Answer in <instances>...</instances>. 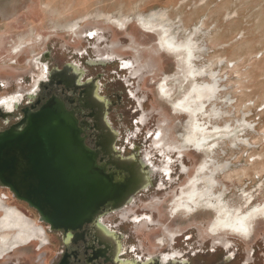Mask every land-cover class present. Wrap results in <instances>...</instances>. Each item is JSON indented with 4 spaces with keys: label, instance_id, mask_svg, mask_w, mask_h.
Wrapping results in <instances>:
<instances>
[{
    "label": "flooded vegetation",
    "instance_id": "obj_1",
    "mask_svg": "<svg viewBox=\"0 0 264 264\" xmlns=\"http://www.w3.org/2000/svg\"><path fill=\"white\" fill-rule=\"evenodd\" d=\"M28 1L0 0V24L24 12ZM89 19H78L71 31L41 35L34 52L26 40L1 46L0 133L25 127L30 113L57 100L74 115L86 145L124 196L81 228L50 230L40 223L44 238L17 248L2 242L0 264H264V215L250 222V235L214 233L216 210H205L207 201L186 197L199 204L192 215L175 201L180 191L190 192L209 152L204 140L201 151L188 141L189 118L171 100L177 94L173 79L186 77L175 75L178 54L162 47V32ZM164 82L170 96L162 91ZM0 192V213L15 208L41 227L27 214L38 220L37 211L1 182ZM35 241L32 257L25 249Z\"/></svg>",
    "mask_w": 264,
    "mask_h": 264
},
{
    "label": "rangeland",
    "instance_id": "obj_2",
    "mask_svg": "<svg viewBox=\"0 0 264 264\" xmlns=\"http://www.w3.org/2000/svg\"><path fill=\"white\" fill-rule=\"evenodd\" d=\"M163 9L169 12L172 21L182 16L188 30L205 20L206 27L213 32L208 36L209 43L212 37L220 35L221 40L209 44L210 49L202 53L201 62L213 60L212 68L221 69L219 75L228 86L222 93L233 100L227 107L221 102L231 115L225 118L234 129L240 127L241 122L246 128L231 140H224L215 152H207L206 158L213 157L215 163L234 167L229 173L217 176L227 185L220 196L225 205L245 203L241 198L244 191L256 194L255 202H261L264 200V0H29L24 12L16 13L8 22L0 24V50L2 45L14 39L20 41L14 48L26 40L31 42L30 50L34 52L41 35L56 34L59 32L56 31L57 24L74 23L80 18H92L86 21L91 24L122 26L117 21L121 17L125 20L123 26L133 22L140 26L139 15ZM135 23L132 30L138 31ZM183 31L181 37L187 33ZM156 32L161 35V31ZM184 54L179 53V58L176 55L179 59L176 58L177 68L181 69L180 73L178 70L175 73L176 77L187 75L188 62ZM227 96L225 99L229 100ZM223 122L224 119L218 121L219 124ZM252 144L256 146L253 150ZM4 213H0V220ZM27 214L40 224L33 213ZM205 216L211 215L206 213ZM40 238H44L43 235ZM45 238L48 239L47 232ZM37 242L39 245V241H35L25 249L32 257L36 254L34 245Z\"/></svg>",
    "mask_w": 264,
    "mask_h": 264
},
{
    "label": "bare ground",
    "instance_id": "obj_3",
    "mask_svg": "<svg viewBox=\"0 0 264 264\" xmlns=\"http://www.w3.org/2000/svg\"><path fill=\"white\" fill-rule=\"evenodd\" d=\"M169 15V12L164 9L151 11L148 14L139 15L138 23L146 30L162 32L163 41L161 44L168 54L177 55L185 52L184 55L188 62L187 75L184 79H173L177 94L170 98L174 100L173 106L175 110L189 118L187 123L191 131L187 133L188 141L194 143L201 151L203 150L201 142L204 140L203 143L207 145L206 149H204L215 152L218 146L225 142L224 140H231L238 132L246 128L244 127L245 124L241 122L239 124L240 127L234 129V125L225 118L228 117L229 110L225 109L221 102H225L224 104L227 107L232 104L233 100L227 94L222 93L228 86L223 84L224 79L219 75L221 69L212 68L214 65L213 60L210 63L201 62L202 53L205 54L210 49L209 44L217 43L221 40V37L217 34L211 38L209 43L208 36H211L210 34L213 32L206 27L205 20H202L201 23L199 22L200 25L197 23L192 30H188V26L182 16L179 17V20L172 21ZM117 21L120 24L125 23L123 22L125 20H122L121 17H118ZM57 28L66 31L74 29L72 23L57 24ZM183 30H186L187 33L181 37ZM170 89L169 83L164 82L162 91L166 96H170ZM225 96L229 100L225 99ZM193 119H195L194 122L191 121ZM223 119V124H219L218 121ZM244 146L247 145L244 144ZM255 147L254 144L250 146L252 150ZM214 161L215 159L210 157L204 162L198 170V177L188 186L190 192L187 193L185 189L180 191L175 201H181V208H185L189 215L194 214L198 210L199 204H190L186 197H190V200L195 202L207 201L208 204H206L204 209L216 210L212 226L214 233L231 232L238 235L242 234L241 236H244L243 234L250 235V222L253 219L261 220L264 215V200L257 203L254 200L257 196L256 194H249V192L244 191L241 198L245 203L230 202L225 205L224 199H221L220 196L226 190L227 185L223 179H219L217 176L229 173L234 167L230 165L224 166L223 163H215ZM200 174H202L201 177H199ZM4 207L5 205L0 204V210ZM178 210L176 209L177 212ZM32 224V220L20 217L17 209L8 208L0 220V238L5 243V246L10 245L12 248L25 246L30 241H34V238L40 237L45 233L42 226L38 227ZM15 229H18V231L14 232ZM9 232H12V237L4 238L3 235ZM1 253L2 251L0 250Z\"/></svg>",
    "mask_w": 264,
    "mask_h": 264
},
{
    "label": "water",
    "instance_id": "obj_4",
    "mask_svg": "<svg viewBox=\"0 0 264 264\" xmlns=\"http://www.w3.org/2000/svg\"><path fill=\"white\" fill-rule=\"evenodd\" d=\"M24 123L0 133V182L37 211L39 223L75 230L124 196L62 103L49 101Z\"/></svg>",
    "mask_w": 264,
    "mask_h": 264
}]
</instances>
